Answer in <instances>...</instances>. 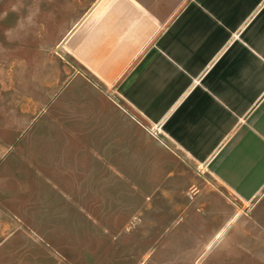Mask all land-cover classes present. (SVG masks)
Instances as JSON below:
<instances>
[{"label": "rangeland", "instance_id": "374dc122", "mask_svg": "<svg viewBox=\"0 0 264 264\" xmlns=\"http://www.w3.org/2000/svg\"><path fill=\"white\" fill-rule=\"evenodd\" d=\"M96 1L0 0V264H264V193L240 204L157 127L68 86L66 34Z\"/></svg>", "mask_w": 264, "mask_h": 264}, {"label": "crops", "instance_id": "0c3cea01", "mask_svg": "<svg viewBox=\"0 0 264 264\" xmlns=\"http://www.w3.org/2000/svg\"><path fill=\"white\" fill-rule=\"evenodd\" d=\"M71 35L68 86L86 83L94 113L134 127L133 114L240 204L261 197L264 0H98Z\"/></svg>", "mask_w": 264, "mask_h": 264}]
</instances>
